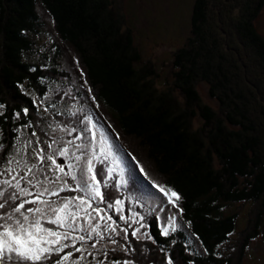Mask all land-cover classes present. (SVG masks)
I'll return each instance as SVG.
<instances>
[{
  "label": "trees",
  "instance_id": "1",
  "mask_svg": "<svg viewBox=\"0 0 264 264\" xmlns=\"http://www.w3.org/2000/svg\"><path fill=\"white\" fill-rule=\"evenodd\" d=\"M124 2L0 0V105L4 106L0 109V144L4 146L0 148V170L9 157L27 164L28 151L35 149L32 141L45 151L50 139L40 134H45L51 123L40 113L47 112L56 123L78 113L80 123L76 124L73 116L71 127H77L82 135V130L89 128L85 119L91 109L81 108L78 100L85 106L94 97L125 137L146 153L157 177L141 168L143 178L180 196L175 208L184 224V231L163 235L158 219L145 218L151 212L132 207L135 199L129 197L127 209L141 212L142 219L149 220L148 234L139 245L137 236L125 239L114 235L121 247L128 248L113 252L103 244L101 251H108L107 264L111 260L168 264L169 259L173 264H238L261 226L264 207V133L259 132L264 130V38L255 26L264 0H194L191 37L174 60L177 80L173 85L181 99L171 91L156 90L150 66L138 67L141 54L127 25ZM42 14L49 17L51 32ZM60 44L77 57L94 96L89 88L81 89L75 100L67 93L71 76L62 66L64 49ZM201 83L209 85L208 95L219 105L218 113L201 102L197 88ZM47 98L49 102L38 109L35 100ZM24 108L29 109L27 115ZM197 116L205 121L202 129L193 127ZM76 137H66L63 147L72 151L81 144L88 153L96 150L87 146V136ZM120 137L117 144L110 143L112 151L122 150L137 159ZM43 161L39 160L41 166ZM114 174L119 173L115 170ZM42 175L44 172L39 179ZM97 178L114 207L122 195L105 182L102 173ZM76 194L65 191L59 196ZM235 203L251 205L249 227L241 232L236 245L230 238L236 230L235 215L224 211ZM118 228L129 229L121 223ZM226 246L228 251L223 253ZM79 255L73 252V259Z\"/></svg>",
  "mask_w": 264,
  "mask_h": 264
},
{
  "label": "rangeland",
  "instance_id": "2",
  "mask_svg": "<svg viewBox=\"0 0 264 264\" xmlns=\"http://www.w3.org/2000/svg\"><path fill=\"white\" fill-rule=\"evenodd\" d=\"M194 0H125V15L127 20L128 27L133 32L134 37V44L139 49L141 54V62L138 64L139 66H142L143 68L146 66H150L153 70V82L156 90L159 92H168L171 91L172 94L181 99L179 92L175 90L174 83L176 82V75L175 71L177 68H175L174 60L175 58L180 54V49L185 46L186 41L191 37V26H190V20H191V12L193 8ZM42 13V12H41ZM44 16V20L48 25V29L51 32V22L49 17H47L45 14H42ZM257 32L264 38V7L259 13V16L255 23ZM49 33V32H48ZM50 35V33H49ZM51 36V35H50ZM61 45V44H60ZM64 49L63 45H61ZM63 56L64 61L62 62V66L65 68V70L69 73L71 76L70 82H71V88L67 91V93L70 95L71 98H74L75 95L78 92H81V89L86 90V88H89V92H91V95L93 92L91 91L90 87H88L85 79H84V72L83 69L79 68L78 60L75 55H73V52L70 49L63 50ZM177 67V66H176ZM83 73V75H81ZM207 87H209L208 84H199L198 85V91L200 100L202 103L206 105H211L212 110L214 112H219V105L215 102L216 100H213L208 95ZM92 96V97H93ZM75 100V98L73 99ZM89 104L87 107H89L92 111L96 112L100 118H102L106 128L111 133V136L115 138L117 136V139L119 140V136H121L122 143L131 151V153H134V155L137 156V163L141 168H144L147 172L153 170L150 163H148L146 159V153H142L137 143L133 139L126 138L123 132L117 127V123L113 119L110 118V116L107 117L105 111L101 108L100 105H97L95 102V98H89ZM183 100V99H182ZM49 102V99L47 98L45 101H39L35 100V104L37 105V108H43L44 103ZM69 102L71 100L69 99ZM68 102V103H69ZM78 103L81 105V108L84 110L86 107L82 104L81 99L78 100ZM95 103V106H94ZM67 103H64L66 105ZM231 104V103H230ZM64 105H61V107H64ZM232 106V104H231ZM40 107V108H39ZM44 121H47V123H51L50 126L47 127V131H45V134H40V136H49L50 141L55 140L56 144L49 141L46 142V144H52L51 148H48L46 145L45 151L41 154V149H44V147L39 146L38 144L34 143L32 140L31 146L35 147V149L30 148L31 151H28L29 159L27 161V164L32 166L33 164L36 165L35 168H33V173H36V178L39 179V176L42 172H44L45 175L48 177L54 178V176H62V173L55 169V165L52 164L51 161L47 159V156L49 153L54 154V158L56 159L57 163H61L62 160V166L64 167V171H68V165H73V171L75 174L79 176L80 174V168L76 167V165L81 164V161L85 160V158H88V151H84L85 155H81L80 151H77L76 148H71V150L76 153L77 155H81V161H76L75 156H72L70 159H66L65 157H62L59 155V151L57 148L62 147V143L65 141L66 137L70 136H82L79 135L77 127H75V131H73L72 123L73 119L77 117L76 124L81 120V115L78 117V113L71 115L66 119V121H61L65 125L62 126V123H56L52 118L51 115L46 113H40ZM48 114V115H47ZM104 114V115H103ZM75 116L74 118H71ZM106 117V119L104 118ZM91 120L90 116L85 119L86 123L89 126V131L84 136H90L88 140L87 146L90 148H95L96 150H92V154L90 153V159H92V164L95 163V151L97 154H101L105 156L101 152V148H98L96 146L104 144V136L102 131L99 128H96L94 123H89L88 120ZM39 121V119H38ZM73 125V126H76ZM205 124V121L197 116L193 118V127L194 129H202ZM254 124V123H253ZM62 127H61V126ZM256 125V124H254ZM69 126V127H67ZM59 128V130H58ZM260 133H264V130H260ZM65 136V137H64ZM30 140V139H29ZM23 141V140H22ZM70 141V140H69ZM56 145V147H55ZM38 151L43 156L45 155V159L41 164H39V160L37 158ZM92 155V156H91ZM8 159V158H7ZM113 163H116V159L112 158ZM26 161L23 162V164L16 168V170L19 172V174H24V171L26 170L24 168V164ZM152 174L154 177H157L153 172ZM153 175H150L151 177ZM23 176V175H21ZM150 177V178H151ZM64 179H67L69 184L71 183V180H69L68 177H63ZM114 187L116 190V185L114 186L113 183L110 184ZM161 186L163 184H160ZM22 186H27L23 185ZM68 192V191H66ZM117 192V190H116ZM120 196L119 191L117 192ZM70 194V193H69ZM77 195V194H76ZM149 199L147 202H151L150 205H148L147 209L153 211V213H156V217L159 221V228L162 231L163 235H167L171 231H175V229L183 230L184 231V224L181 222L182 219L179 216L178 210L173 206V204L168 202L167 197H164L161 193V196L155 195V194H149ZM159 197H161V201H159ZM175 200V198H173ZM112 202L113 201H109ZM108 201L104 203V208L102 215L105 217L104 220H100L98 216H95V213H93V218L95 221H98L101 225V229L105 223H111V221L107 220V217H111V210L113 211V206H108ZM166 204L164 206H161V204ZM93 204H95V201H93ZM131 204V203H130ZM133 204V203H132ZM131 204V205H132ZM139 204H141L139 202ZM103 205V204H102ZM147 206V204L145 203ZM119 209V206H117ZM127 205L121 206L119 211H123L125 214L123 215L128 223L129 229L127 230V239L132 238L135 239L131 235L133 231L137 232L138 242L144 241V238L148 234V227L147 222L151 220L150 217L148 221L145 222V219L142 220V216L138 213L133 215V212L129 209H127ZM133 207V206H132ZM163 207V209L161 208ZM250 203H235L228 205L226 209H224L226 215L228 214H234L235 215V226L236 230L231 235V241L232 244L236 245L242 231H246L249 227L248 225V219L251 218V211ZM122 214V212H120ZM119 213V214H120ZM130 215V217H128ZM141 216V217H140ZM112 218V217H111ZM114 221V219L112 218ZM122 223L123 221L120 220ZM116 221L117 228L119 227V223ZM119 231L121 228H118ZM167 230V234H164V230ZM105 236L109 235V233H104ZM113 234L115 236H121V234ZM124 237V235L122 236ZM117 241V240H116ZM101 244L107 246L109 249L113 248H120L121 245L119 243L117 244H111L110 242L102 241ZM101 244H98L97 247L100 248ZM134 244V243H133ZM228 245H231L229 243ZM232 246V245H231ZM87 247V245H86ZM104 248V247H103ZM128 245H124L123 249L124 251L127 250ZM102 249V248H101ZM89 251H93L92 249H88ZM223 253L228 251V247H224L222 249ZM160 252V250H159ZM233 253V252H232ZM102 251L100 253H95L96 260L92 261L89 260V255L85 254V258L81 261V264H96V261L103 260ZM136 256V254L134 255ZM136 258H138L136 256ZM238 264H264V207H263V213H262V222L261 226H259V230L257 231V234L254 238L250 239L248 241L247 246L243 250V254H240V257L236 261ZM105 264H107V261H105Z\"/></svg>",
  "mask_w": 264,
  "mask_h": 264
},
{
  "label": "snow or ice",
  "instance_id": "3",
  "mask_svg": "<svg viewBox=\"0 0 264 264\" xmlns=\"http://www.w3.org/2000/svg\"><path fill=\"white\" fill-rule=\"evenodd\" d=\"M3 107L0 105V109ZM28 112V108L23 109L25 115ZM88 122L91 123V120L89 119ZM27 126L31 127V124ZM82 131H88V129L85 128ZM31 135L36 136V133L32 132ZM80 138V136L76 137V139ZM52 143L56 141L53 140ZM47 146L51 148L52 144ZM3 147L0 144V148ZM74 147L83 154V145L76 144ZM43 151L44 149H41V153ZM58 151L60 156L66 157L69 149L65 146ZM101 152L110 155L111 146L105 149L102 145ZM36 155L43 161L40 153ZM74 158L78 162L81 161V155H75ZM47 159L55 165V169H58L62 176L50 178L42 175L40 179H37L32 171L36 165L29 167L26 162L24 164L26 170L21 176L16 170L21 166L20 161L13 157H9L5 161L4 168L0 170V177H5L0 179V264H81L85 258V252L93 257V261L96 260L95 253H100L103 248V245L100 248L97 247L101 241L118 243L112 235L105 236L104 233H123L124 238L127 239V230L121 229L118 232L116 222L110 216L107 220L111 223H105L102 229L100 223L93 218L95 213L100 220H104L100 205L111 200L110 194L102 192V182L97 178L103 170L94 171L92 159L86 157L81 164L76 165L80 168L78 176L71 164L67 166L68 171H64V167L61 163H57L53 153H49ZM108 171L111 172V169ZM141 172L143 173V169ZM63 177L70 178L74 185L69 184ZM152 187L167 197L168 202L174 207L176 206L175 201H178L180 196L175 191L164 189L157 184H153ZM65 191L75 192L77 195L60 198L59 194ZM51 197L57 198L51 199ZM120 204L121 201L117 200L116 205ZM108 206L111 207V203ZM119 219L125 220V217L120 215ZM164 234H167L166 229ZM131 235L135 237L137 232L133 231ZM89 241H92L90 245ZM77 243L80 244L79 247ZM89 248L93 251H89ZM65 249H71V251L65 252ZM120 250L123 251V247ZM111 251L115 252L117 249L113 248ZM73 252L80 255L73 259ZM102 255L104 260L96 261V264H105V261H108V251L104 250ZM109 264H133V262L111 260ZM168 264H173V261L169 259Z\"/></svg>",
  "mask_w": 264,
  "mask_h": 264
},
{
  "label": "bare ground",
  "instance_id": "4",
  "mask_svg": "<svg viewBox=\"0 0 264 264\" xmlns=\"http://www.w3.org/2000/svg\"><path fill=\"white\" fill-rule=\"evenodd\" d=\"M65 137V136H64ZM100 170V169H99ZM32 171H33V169H32ZM35 175L37 176V174L35 173ZM74 183V182H73ZM106 183H108V182H106ZM148 192H149V190H148ZM138 197L137 198H139V197H143V198H145L144 196H146L145 195V193H144V191L142 192V194H140V193H138V195H137ZM112 205V204H111ZM104 204L103 205H100V207L103 209L104 207ZM120 213V211H119V209H118V207H117V205H116V203H114V207H113V211L111 210V217L114 219V221H115V219H117V222L120 224V219H119V216L120 215H122L121 213ZM136 213H133V215H135ZM136 216V215H135ZM136 217H138V216H136ZM141 217V216H140ZM142 218V217H141ZM143 220V219H142ZM116 222V221H115ZM117 223V224H118Z\"/></svg>",
  "mask_w": 264,
  "mask_h": 264
}]
</instances>
